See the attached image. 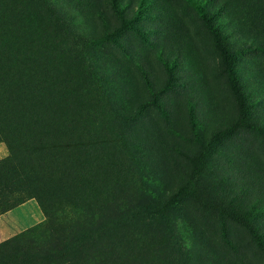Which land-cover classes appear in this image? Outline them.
Here are the masks:
<instances>
[{"label": "rangeland", "instance_id": "374dc122", "mask_svg": "<svg viewBox=\"0 0 264 264\" xmlns=\"http://www.w3.org/2000/svg\"><path fill=\"white\" fill-rule=\"evenodd\" d=\"M195 1L230 63L190 0L0 4V264H264V0Z\"/></svg>", "mask_w": 264, "mask_h": 264}, {"label": "trees", "instance_id": "16d2710c", "mask_svg": "<svg viewBox=\"0 0 264 264\" xmlns=\"http://www.w3.org/2000/svg\"><path fill=\"white\" fill-rule=\"evenodd\" d=\"M191 2H193L199 9L200 13L202 14V17L206 20V22L208 23V25L210 26V28L212 29L213 33H214V37H215V40H216V44L217 46L221 49L222 51V54L225 55V60H224V63H230L227 59V57L230 55V53H228L225 49H224V44L222 43V37H221V33H220V30H219V27L215 24L214 22V18L213 16H210L208 15L207 13V9H205L200 3H198L197 1L195 0H190ZM3 2V0H0V4ZM115 7L116 9L120 12L122 18L124 19L125 17V13L123 12L122 9L119 8V3L115 2ZM234 67L233 66H230L228 64V69L229 71H231L232 73V82H233V87L235 88V91L237 93V98L238 100L242 103L243 105V102L242 100L244 99L243 97V93H242V89L240 87V84L238 82V79H237V76L236 74L234 73ZM46 128H51L52 127H46Z\"/></svg>", "mask_w": 264, "mask_h": 264}, {"label": "bare ground", "instance_id": "6f19581e", "mask_svg": "<svg viewBox=\"0 0 264 264\" xmlns=\"http://www.w3.org/2000/svg\"><path fill=\"white\" fill-rule=\"evenodd\" d=\"M20 34H21V33H20ZM21 35H22V34H21ZM21 35H20V36H21ZM24 35H26V34H24ZM45 89H46V88H45ZM45 89H44V90H45ZM49 95H51V94H49ZM45 97H46V96H45ZM48 98H49V97H48ZM49 99H50V98H49ZM51 100H52V99H51ZM43 101H44V100H43ZM36 102H37V101H36ZM50 104H51V103H50ZM50 104H49V105H50ZM52 105H53V104H52ZM43 106H44V105H43ZM47 106H48V105H47ZM47 106H46V107H47ZM38 108H39V107H38ZM47 108H49V107H47ZM56 108H57V107H56ZM39 110H40V109H39ZM56 110H57V109H56ZM44 111H45V109H44ZM41 114H42V113H41ZM61 123H62V122H61ZM58 124H59V123H58ZM58 124H57V125H58ZM55 126H56V124H55ZM58 127H59V126H58ZM59 128H60V127H59ZM66 128H67V127H66ZM60 131H61V129H60ZM60 131H59V132H60Z\"/></svg>", "mask_w": 264, "mask_h": 264}]
</instances>
